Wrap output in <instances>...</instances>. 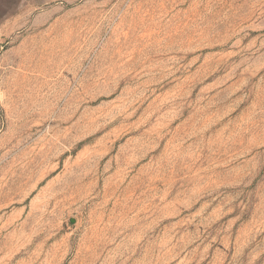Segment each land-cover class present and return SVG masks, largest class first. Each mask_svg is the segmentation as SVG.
Listing matches in <instances>:
<instances>
[{"label":"rangeland","instance_id":"374dc122","mask_svg":"<svg viewBox=\"0 0 264 264\" xmlns=\"http://www.w3.org/2000/svg\"><path fill=\"white\" fill-rule=\"evenodd\" d=\"M0 264H264V0H0Z\"/></svg>","mask_w":264,"mask_h":264}]
</instances>
